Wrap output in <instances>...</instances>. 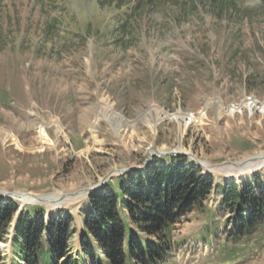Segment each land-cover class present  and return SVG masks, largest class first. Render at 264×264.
<instances>
[{
  "label": "rangeland",
  "instance_id": "obj_1",
  "mask_svg": "<svg viewBox=\"0 0 264 264\" xmlns=\"http://www.w3.org/2000/svg\"><path fill=\"white\" fill-rule=\"evenodd\" d=\"M233 2L0 0V126L25 146L0 133V199L18 205L0 240V264H29L16 239L33 207L46 223L44 242L51 218L71 214L58 264L70 257L93 264L83 240L96 211L92 195L167 155L157 150L186 153L215 183L264 179V167L231 179L223 167L264 152V110L245 105L264 101V0ZM109 108L127 120L117 122ZM151 109L153 121L162 117L153 127L142 119ZM177 111L186 114L181 122L171 115ZM42 120L54 140L44 146ZM7 192H33L39 201L23 204ZM56 196L66 203L49 208ZM221 199L213 189L165 233L133 222L141 239L162 247L126 264H264V230L239 234Z\"/></svg>",
  "mask_w": 264,
  "mask_h": 264
},
{
  "label": "trees",
  "instance_id": "obj_2",
  "mask_svg": "<svg viewBox=\"0 0 264 264\" xmlns=\"http://www.w3.org/2000/svg\"><path fill=\"white\" fill-rule=\"evenodd\" d=\"M214 1L221 8L234 7L233 0ZM202 170L184 155H164L148 167L127 172L125 178L109 182L103 191L93 194L96 211L88 212L83 237L85 252L92 263L126 264L133 256L143 260L148 253H157L162 247L161 241L141 239L131 224L135 222L146 232L165 233L163 228L169 231L181 215L203 207V200L213 189L222 195L219 210L231 213L239 234L256 226L264 230V179L261 174L242 183H215L214 175ZM40 209L33 207L20 219L16 247L22 250L21 256L29 264H58L67 247L66 232L71 214L62 211L51 218L53 230L44 242L41 232L46 223L38 213ZM17 210L14 201L0 199V240ZM80 261L81 258L70 257L65 264H79Z\"/></svg>",
  "mask_w": 264,
  "mask_h": 264
},
{
  "label": "bare ground",
  "instance_id": "obj_3",
  "mask_svg": "<svg viewBox=\"0 0 264 264\" xmlns=\"http://www.w3.org/2000/svg\"><path fill=\"white\" fill-rule=\"evenodd\" d=\"M208 104H209V102H208ZM245 105H247L248 107H251V108L256 106L257 108L259 107L262 110H264V101L262 102L261 105H259L258 100L254 99V98H249V100L245 101ZM109 109L112 110V108H109ZM230 111L232 113H234L236 111V108H232ZM112 113H113L112 118L116 119L117 122L119 121V122H122V124H123V121L127 120L126 117L124 115H122L121 113L113 112V110H112ZM151 113H153V109L149 110L148 113L144 114L142 116L143 117L142 119H145L153 127V125H156L158 123V121L162 119V117L157 116L158 121H153V119L150 118V116H149ZM203 113H206V112L204 111ZM159 114L160 113L158 112V115ZM171 115L173 117L179 119L181 122V120H183L182 118L186 114H185V112L183 113L182 111H177ZM188 115L190 116V118H192L194 116L193 113H189ZM203 115H205V114H203ZM52 123L56 124L57 132L62 133L63 127H62L61 123L58 120H53ZM188 123L189 122L187 121L186 125ZM47 124H48V122L46 120H42L41 125H40V129H39L41 142H42L43 146L54 143L53 138L50 136V134L47 131ZM92 131H95L94 125H92ZM0 133H3V136H5V139H7L8 137H12L13 143H15L18 147L25 149V146L22 144L20 138L18 137V135H16V133H14V131L0 126ZM223 167L226 169V173L228 174V175L226 174L227 179H231L232 177H237L240 175L244 176V174H248L249 172L250 173L251 172H257V170L264 167V152L261 154H255L252 157L250 156V158H246L242 162L231 163V164L225 165ZM8 193H10V192H7L6 194H8ZM10 194L12 196H14V194H15L16 195L15 198H17L23 204L28 203V202L39 201L38 200L39 197L36 196L33 192H25V193L24 192H20V193L16 192L14 194L12 192ZM64 202L66 203V200H64L61 197L56 196L55 198L52 199V202H50V203L47 202V203L49 205V208H52V207H59Z\"/></svg>",
  "mask_w": 264,
  "mask_h": 264
},
{
  "label": "water",
  "instance_id": "obj_4",
  "mask_svg": "<svg viewBox=\"0 0 264 264\" xmlns=\"http://www.w3.org/2000/svg\"><path fill=\"white\" fill-rule=\"evenodd\" d=\"M157 152L158 153H160V154H167V155H180V154H186V153H183V152H180V151H177V150H174V149H172V150H157ZM192 159H194V158H192ZM195 160V159H194ZM196 161V160H195ZM199 162V161H198ZM200 164H203V163H201V162H199ZM204 165V164H203ZM205 167H208V166H206V165H204ZM233 180H236V179H232L231 181H233ZM247 180H250V179H247ZM6 195V194H5ZM0 196H4V193L3 194H1L0 193ZM47 201V200H46Z\"/></svg>",
  "mask_w": 264,
  "mask_h": 264
}]
</instances>
